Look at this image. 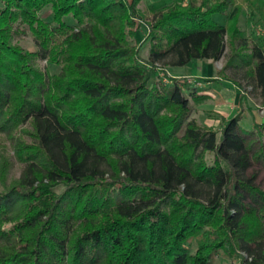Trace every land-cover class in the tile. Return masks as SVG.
Listing matches in <instances>:
<instances>
[{
	"label": "trees",
	"instance_id": "trees-1",
	"mask_svg": "<svg viewBox=\"0 0 264 264\" xmlns=\"http://www.w3.org/2000/svg\"><path fill=\"white\" fill-rule=\"evenodd\" d=\"M142 1L0 0V264H264V122L202 127L187 83L154 76L229 44L264 104V0L163 6L147 59ZM244 15L263 31L246 59Z\"/></svg>",
	"mask_w": 264,
	"mask_h": 264
},
{
	"label": "rangeland",
	"instance_id": "rangeland-1",
	"mask_svg": "<svg viewBox=\"0 0 264 264\" xmlns=\"http://www.w3.org/2000/svg\"><path fill=\"white\" fill-rule=\"evenodd\" d=\"M179 1L183 6H187L189 0H144L138 5L140 17L137 18L136 27L138 29V35L133 43L140 47L141 56L143 59H147L151 43L149 41V25L154 22V11L162 8L165 5H172L174 2ZM50 12H46L43 17L47 18ZM214 20L220 24L224 25L225 20L223 17L214 16ZM241 27L245 31L244 35L248 41V49L243 50L238 55L248 57L251 54L252 41L254 38L259 37L263 34L261 28H255L249 22L247 15L241 18ZM16 38L17 43L26 49L27 51L34 52L37 50L35 42L31 33L25 29L21 28L20 34ZM232 51L228 44L223 58L218 62L212 61H202L204 64V75L203 77L208 78L207 80L197 79L187 76H195L199 72V61H193L190 65L185 67H170L161 68L154 73V76L159 81H162L164 85H171V76H180V80L187 83L188 88L185 91L186 97L189 99L192 105V112L190 119L196 120L202 127L221 132L225 124V120H229L234 116L239 114L242 115L243 121L242 126L247 130H252L254 122L261 123L264 122V104L245 78V67L238 69L235 67H230L229 62L232 57ZM243 58V59H246ZM240 59V58H239ZM248 59V58H247ZM41 67H46V62H40ZM210 65V67H208ZM226 68L224 76H219V72ZM52 71L58 72V67H52ZM232 81H228V79ZM155 80V79H154ZM222 80V82H221ZM210 82L211 84L206 88L201 87V84ZM199 88V89H198ZM198 91L200 95L205 96L206 99L200 101L196 104L195 101L191 99V93ZM208 97V98H207ZM222 99H234L236 109L232 114H227V118L224 117L217 107V100ZM221 137V134H219ZM3 137L0 135V148L1 144H5L4 140L1 141ZM26 140L30 141L28 137ZM264 144V138L262 139ZM214 158L213 154L208 155L209 162L211 163ZM15 163V161H14ZM259 172L257 178L258 186L264 191V163L255 166ZM22 174V167L15 163L13 170L11 171L12 179H19ZM225 261L219 258L215 264H223Z\"/></svg>",
	"mask_w": 264,
	"mask_h": 264
},
{
	"label": "crops",
	"instance_id": "crops-1",
	"mask_svg": "<svg viewBox=\"0 0 264 264\" xmlns=\"http://www.w3.org/2000/svg\"><path fill=\"white\" fill-rule=\"evenodd\" d=\"M198 64L200 66L198 74L195 76H187V77H193V78H197V79L207 80L208 78L203 77V75H204V64L201 61H199ZM208 67H210V65H208ZM171 77L177 78V79L180 78V76H171ZM221 82H222V80H221ZM210 84H211L210 82H206V83L203 82V84H201V87L206 88ZM217 107L220 108V111L222 110L221 112H224V113H221L224 117H226L227 114H229V115L232 114V112H234V109H236L234 99L217 100Z\"/></svg>",
	"mask_w": 264,
	"mask_h": 264
}]
</instances>
